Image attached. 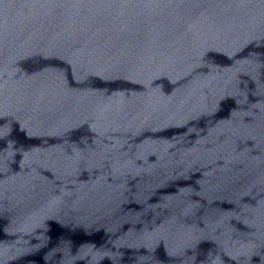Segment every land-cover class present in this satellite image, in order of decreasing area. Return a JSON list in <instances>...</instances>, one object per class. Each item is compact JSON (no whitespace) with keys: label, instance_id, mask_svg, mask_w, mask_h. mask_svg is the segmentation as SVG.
I'll use <instances>...</instances> for the list:
<instances>
[{"label":"water","instance_id":"obj_1","mask_svg":"<svg viewBox=\"0 0 264 264\" xmlns=\"http://www.w3.org/2000/svg\"><path fill=\"white\" fill-rule=\"evenodd\" d=\"M261 104L264 0H0V170Z\"/></svg>","mask_w":264,"mask_h":264}]
</instances>
